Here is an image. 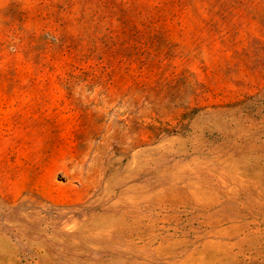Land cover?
Returning a JSON list of instances; mask_svg holds the SVG:
<instances>
[{"label": "rangeland", "instance_id": "rangeland-1", "mask_svg": "<svg viewBox=\"0 0 264 264\" xmlns=\"http://www.w3.org/2000/svg\"><path fill=\"white\" fill-rule=\"evenodd\" d=\"M0 264H264V0H0Z\"/></svg>", "mask_w": 264, "mask_h": 264}]
</instances>
